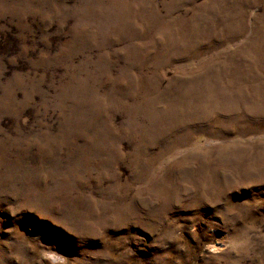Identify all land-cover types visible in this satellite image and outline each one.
I'll return each instance as SVG.
<instances>
[{
    "label": "rangeland",
    "instance_id": "374dc122",
    "mask_svg": "<svg viewBox=\"0 0 264 264\" xmlns=\"http://www.w3.org/2000/svg\"><path fill=\"white\" fill-rule=\"evenodd\" d=\"M0 264H264V0H0Z\"/></svg>",
    "mask_w": 264,
    "mask_h": 264
}]
</instances>
